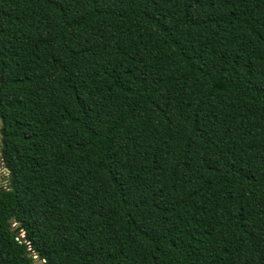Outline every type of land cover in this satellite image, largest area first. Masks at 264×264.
Masks as SVG:
<instances>
[{
  "label": "trees",
  "instance_id": "obj_1",
  "mask_svg": "<svg viewBox=\"0 0 264 264\" xmlns=\"http://www.w3.org/2000/svg\"><path fill=\"white\" fill-rule=\"evenodd\" d=\"M0 117V264H264V0H0Z\"/></svg>",
  "mask_w": 264,
  "mask_h": 264
},
{
  "label": "rangeland",
  "instance_id": "obj_2",
  "mask_svg": "<svg viewBox=\"0 0 264 264\" xmlns=\"http://www.w3.org/2000/svg\"><path fill=\"white\" fill-rule=\"evenodd\" d=\"M0 185L2 187L8 185V172L4 166V161L2 159L1 151H0Z\"/></svg>",
  "mask_w": 264,
  "mask_h": 264
},
{
  "label": "water",
  "instance_id": "obj_3",
  "mask_svg": "<svg viewBox=\"0 0 264 264\" xmlns=\"http://www.w3.org/2000/svg\"><path fill=\"white\" fill-rule=\"evenodd\" d=\"M2 125H3V120L0 117V129H1ZM1 141H2V133L0 132V143H1ZM7 172H8V170H7ZM30 255L33 256V259H34L33 264H45L46 261L44 259H41L39 257V255H37V254H35L33 252H31Z\"/></svg>",
  "mask_w": 264,
  "mask_h": 264
}]
</instances>
